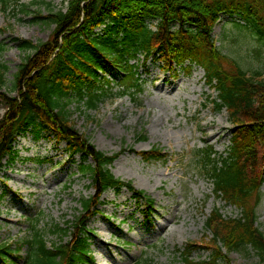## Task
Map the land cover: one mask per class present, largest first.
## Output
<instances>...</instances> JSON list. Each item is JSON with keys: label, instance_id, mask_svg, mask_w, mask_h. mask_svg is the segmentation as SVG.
<instances>
[{"label": "trees", "instance_id": "16d2710c", "mask_svg": "<svg viewBox=\"0 0 264 264\" xmlns=\"http://www.w3.org/2000/svg\"><path fill=\"white\" fill-rule=\"evenodd\" d=\"M0 1L6 5L8 0ZM65 2V10L36 18L54 26L48 41L34 44L17 40L24 57L11 82L7 79L9 68L0 59V102L6 108L0 120V172L5 161L19 157L14 145L19 137L49 135L66 143L71 158L80 156L78 168L94 194L80 200V209L67 228L52 226L51 233L60 237L57 242L49 244L46 233L35 227L21 244L0 242L1 264H17L14 257L23 251L22 264H91L94 257L87 223L97 214L102 196L109 190L119 194L127 189L137 202L152 203L145 192L111 171L124 152L108 155L98 150L76 129L70 111L74 100L96 110L108 98L142 93L140 58L144 70L149 61L159 62L169 73L185 65L188 71L191 66L203 69L207 86L217 93L216 111L226 110L232 127L226 155L218 156L209 147L198 153V161L203 175L213 184L214 195L236 207L240 216L227 219L214 210L206 220L202 241L191 242L179 252L183 264H229L232 253L247 248L264 262V234L258 227L264 184V77L259 71L241 69L213 39L222 15L237 16L244 23H234L235 28L257 39L262 53L264 0ZM103 26V33H96ZM4 50L0 44V54ZM259 54L257 50L256 56ZM107 74L120 76L118 91ZM145 139L138 137L139 141ZM140 155L147 162L166 157L155 147ZM3 185L0 179V188ZM195 251H206L209 257L195 260ZM137 264L153 262L139 260Z\"/></svg>", "mask_w": 264, "mask_h": 264}, {"label": "rangeland", "instance_id": "374dc122", "mask_svg": "<svg viewBox=\"0 0 264 264\" xmlns=\"http://www.w3.org/2000/svg\"><path fill=\"white\" fill-rule=\"evenodd\" d=\"M65 8V0H8L6 5L0 1V44L5 47L0 59L9 68L10 82L24 57L17 40L48 41L54 26L36 18ZM234 23L244 22L237 16H221L213 31L216 45L241 69L259 71L264 77L261 44L250 33L237 30ZM104 28L96 32L103 33ZM142 62V58L137 62L142 93L108 98L96 110H88L77 100L70 107L76 129L98 150L108 155L124 152L112 165L113 174L152 201L150 205L137 203L126 189L119 194L109 191L101 198L99 214L87 223L92 264H137L139 260L183 264L179 252L191 242L202 241L213 210L227 219L240 216L235 207L214 195L213 184L198 161V153L209 147L225 156L232 139L228 113L216 111L217 93L207 86L205 71L194 66L188 71L185 65L169 73L156 61H149L144 70ZM106 78L114 80L115 92L120 89V76L107 74ZM5 111L0 102V120ZM139 135L146 139L139 141ZM48 136L32 133L19 138L14 144L19 157L4 162L0 172L3 244H21L33 227L46 233L49 244L57 242L60 237L51 233L52 226L67 228L80 209V200L94 194L90 181L79 173L80 156L71 159L66 143ZM154 147L166 157L145 161L140 154ZM258 227L264 234V184ZM18 255L15 262L22 264L25 251ZM208 257L206 251L192 253L195 260ZM228 260L229 264H264L251 248L232 253Z\"/></svg>", "mask_w": 264, "mask_h": 264}]
</instances>
